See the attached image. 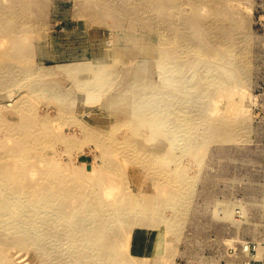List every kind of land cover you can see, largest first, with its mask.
<instances>
[{
	"label": "rangeland",
	"instance_id": "1",
	"mask_svg": "<svg viewBox=\"0 0 264 264\" xmlns=\"http://www.w3.org/2000/svg\"><path fill=\"white\" fill-rule=\"evenodd\" d=\"M0 17V154L17 155L0 160V197L2 182L29 201L35 165L88 180L108 145L87 262L244 264L264 236V0H0ZM6 210L0 264H57Z\"/></svg>",
	"mask_w": 264,
	"mask_h": 264
},
{
	"label": "bare ground",
	"instance_id": "2",
	"mask_svg": "<svg viewBox=\"0 0 264 264\" xmlns=\"http://www.w3.org/2000/svg\"><path fill=\"white\" fill-rule=\"evenodd\" d=\"M21 10L26 14L30 12L29 7L26 5L21 7ZM10 13H12L13 19L18 17L15 11L10 10ZM5 19L0 17V25L4 24ZM5 24L8 23L6 22ZM4 28L6 29V33H4L6 35L9 34L10 30L6 26ZM161 61L166 60L162 59ZM162 64L170 65L166 62H162ZM21 129L25 131L26 127H22ZM105 146H107L106 150L104 149L106 151V158H102V161L105 160L103 162L104 165L100 166L101 168L98 169L96 175L88 180L73 181L61 173L55 175L37 174L38 169H36L37 165H35L33 176L30 181H27V188L25 189V197L30 199L29 201H21L24 199L23 195L17 196V194L12 193L10 190L4 189L1 182L2 193L7 196L0 197V221L3 214L6 213L7 208L11 214L10 225L12 227L16 226L15 228L19 230L21 229L22 238L25 239L18 240L19 243L33 245L35 250L43 255H50V249H52L57 264H90L89 261L87 262L84 259L87 256L85 253L94 236V229L105 228L107 222L106 215L108 214L106 207L111 205L109 198L111 199L113 195L112 189L115 182L113 175L115 164L112 156V150L114 151L115 147L109 148L108 145ZM102 153L104 154L105 152L103 151ZM154 153L157 154L156 151ZM6 157L13 160L17 155L14 150H5L4 153L0 154V160ZM1 172L2 170L0 169ZM9 174L10 177H1V180H4L10 186L12 183L7 180H17L20 174L14 170ZM28 203L32 209L31 214L33 219L31 227L26 225L27 214L25 207L28 206ZM4 208L5 211H3ZM41 212H45V214L51 213V218L54 220L49 226L47 224L46 231L44 230L42 233L38 230ZM59 217L61 220H58ZM44 218L46 219V223H48V216L46 215ZM41 222L43 223L44 221ZM24 234H27V236H24ZM66 242L69 243L68 249L71 255L69 254L68 259L64 261L61 260V256H63L62 251L59 250L62 247L54 245H64ZM102 245L107 246L108 243L102 241ZM132 263L140 264L139 261ZM40 264L42 263L40 262Z\"/></svg>",
	"mask_w": 264,
	"mask_h": 264
},
{
	"label": "built area",
	"instance_id": "3",
	"mask_svg": "<svg viewBox=\"0 0 264 264\" xmlns=\"http://www.w3.org/2000/svg\"><path fill=\"white\" fill-rule=\"evenodd\" d=\"M259 246L262 247L261 253H259ZM249 251V257L244 264H264V236L260 244L247 245Z\"/></svg>",
	"mask_w": 264,
	"mask_h": 264
}]
</instances>
